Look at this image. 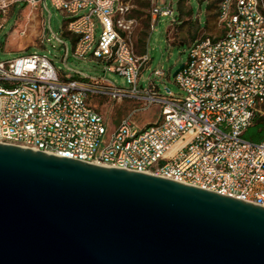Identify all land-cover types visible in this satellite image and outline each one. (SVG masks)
<instances>
[{"label":"built area","instance_id":"obj_1","mask_svg":"<svg viewBox=\"0 0 264 264\" xmlns=\"http://www.w3.org/2000/svg\"><path fill=\"white\" fill-rule=\"evenodd\" d=\"M37 1L46 2L30 0ZM50 2L69 16L73 55L91 52L105 63V73L118 72L131 87L81 71L63 77L37 53L0 61V142L152 173L264 206V137L244 136L264 116L263 0H219L220 34L192 42L175 76L184 95L139 85L150 58L134 50L131 1ZM83 9L88 11L80 14ZM152 15L151 29L160 16L177 20L173 2L154 3ZM154 75L165 72L156 69ZM93 95L136 106L106 135V119L89 100ZM153 104L161 107L159 119L139 126L133 116Z\"/></svg>","mask_w":264,"mask_h":264},{"label":"water","instance_id":"obj_2","mask_svg":"<svg viewBox=\"0 0 264 264\" xmlns=\"http://www.w3.org/2000/svg\"><path fill=\"white\" fill-rule=\"evenodd\" d=\"M0 264H264V206L0 142Z\"/></svg>","mask_w":264,"mask_h":264},{"label":"rangeland","instance_id":"obj_3","mask_svg":"<svg viewBox=\"0 0 264 264\" xmlns=\"http://www.w3.org/2000/svg\"><path fill=\"white\" fill-rule=\"evenodd\" d=\"M128 1L134 4L132 15L137 19V26L131 36L134 50L137 55L147 54L150 58L141 71L139 85L148 87L153 84L161 94L184 95L174 72L187 62L192 42L197 38L220 34L215 16L217 0ZM165 1L173 2L174 15L180 12L181 22L173 21L169 15L160 16L151 29L152 7L156 2ZM87 11L88 9H83L80 14ZM68 20L69 16L53 6L50 0H46L44 4L40 1L32 3L30 0H0V61L37 53L51 59L63 77H71L81 71L89 77L105 76L116 86L130 88L131 85L118 72L108 70L105 73V63L92 56L91 52L83 58L73 55L74 43L70 37L75 36L66 28ZM100 33L101 25L98 23L97 40ZM156 69L163 70L165 75H154ZM89 100L97 105V110L106 119V135L136 106L129 99L117 101L93 95ZM160 111V105L153 104L134 115L133 120L139 126H145L156 122Z\"/></svg>","mask_w":264,"mask_h":264},{"label":"trees","instance_id":"obj_4","mask_svg":"<svg viewBox=\"0 0 264 264\" xmlns=\"http://www.w3.org/2000/svg\"><path fill=\"white\" fill-rule=\"evenodd\" d=\"M218 2H219V0H217V3ZM217 7H218V5H217ZM176 16H177V20H179L181 22V20H180V12ZM215 16L217 18L218 13H216ZM70 39L72 40L73 43L76 41V38H74V37H70ZM197 39H199V38H197ZM244 136H245V138L250 139V140H254V141H259L260 139H262L264 137V117L257 116L255 118L254 123L252 124V126L249 127L245 131Z\"/></svg>","mask_w":264,"mask_h":264},{"label":"crops","instance_id":"obj_5","mask_svg":"<svg viewBox=\"0 0 264 264\" xmlns=\"http://www.w3.org/2000/svg\"><path fill=\"white\" fill-rule=\"evenodd\" d=\"M180 22V21H179Z\"/></svg>","mask_w":264,"mask_h":264}]
</instances>
